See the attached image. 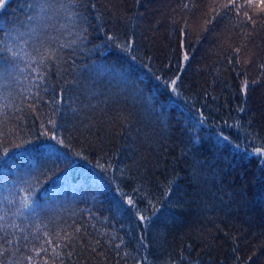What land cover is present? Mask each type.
I'll use <instances>...</instances> for the list:
<instances>
[{"label": "trees", "instance_id": "trees-1", "mask_svg": "<svg viewBox=\"0 0 264 264\" xmlns=\"http://www.w3.org/2000/svg\"><path fill=\"white\" fill-rule=\"evenodd\" d=\"M38 3L0 10V261L264 264L260 0Z\"/></svg>", "mask_w": 264, "mask_h": 264}, {"label": "snow or ice", "instance_id": "snow-or-ice-1", "mask_svg": "<svg viewBox=\"0 0 264 264\" xmlns=\"http://www.w3.org/2000/svg\"><path fill=\"white\" fill-rule=\"evenodd\" d=\"M6 4V0H0V10L4 8ZM41 10H44L45 8L49 7V5L46 3V0H39V3L37 5ZM231 6L235 7V0H231ZM248 6L252 7V0H248ZM260 10L264 11V0H260ZM225 8H228L229 5H224ZM217 14H219V9H216ZM245 16H247V13H245ZM248 19H251V17H248ZM15 45L10 46L9 44H6L4 40H0V53H6L5 55L0 56V61L3 63H0V77H3L4 75H11V68L15 67L14 61L15 58L20 56L21 53L18 51H13V48ZM237 53L240 52V49H235ZM48 58H55L54 53L52 51H48L47 53ZM185 59H187V56L185 55ZM42 78V77H41ZM174 83V82H173ZM49 123H52V121H49ZM226 139V138H225ZM62 143V141H60ZM257 153H264V149H256ZM31 201L29 199H25L22 203V207L28 208L31 205ZM128 204L132 205L133 201L131 199L128 200ZM0 219H3V217H0ZM141 220H144V216H140ZM47 235V233H45ZM66 239L68 237H65ZM44 249H41L43 251ZM31 259V257H29ZM0 264H3L2 261H0Z\"/></svg>", "mask_w": 264, "mask_h": 264}, {"label": "rangeland", "instance_id": "rangeland-1", "mask_svg": "<svg viewBox=\"0 0 264 264\" xmlns=\"http://www.w3.org/2000/svg\"><path fill=\"white\" fill-rule=\"evenodd\" d=\"M255 150H256V149H250V150H248V153H249L250 155H252V156L257 157V158L259 157L261 160L264 161V153H257Z\"/></svg>", "mask_w": 264, "mask_h": 264}]
</instances>
